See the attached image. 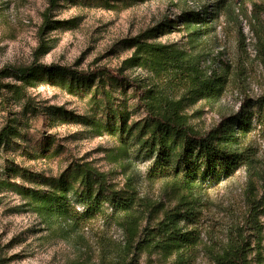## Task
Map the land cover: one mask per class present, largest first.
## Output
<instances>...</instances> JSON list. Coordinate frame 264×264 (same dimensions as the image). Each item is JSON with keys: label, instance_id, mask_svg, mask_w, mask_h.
<instances>
[{"label": "rangeland", "instance_id": "rangeland-1", "mask_svg": "<svg viewBox=\"0 0 264 264\" xmlns=\"http://www.w3.org/2000/svg\"><path fill=\"white\" fill-rule=\"evenodd\" d=\"M186 12L198 13L199 20L182 23ZM152 28L159 31L148 36ZM142 34L148 42L185 50L201 77H225L221 88L186 103L182 113L199 132L229 119L254 159L252 168L241 166L201 189L193 216L180 223L196 237L189 264H212L211 253L226 242L230 227L243 223L248 196L264 202V0H57L53 5L49 0H0V71L34 62L75 71L105 66L180 99L185 85L179 72L168 68L157 75L139 65L143 54L139 64H124L135 50L129 40ZM104 78V84L93 78L89 86L74 79L69 90L72 76L43 75L25 84L0 75V130L17 120L13 125L22 135L0 148V182L6 181L0 185V264H174V253L139 240L144 227H154L163 210L174 208L179 191L168 179L147 177L152 159L139 150L137 130L111 131L120 125V111L130 127L146 113L131 86ZM6 84L22 88V97ZM103 91L110 92L109 98ZM9 163L30 174L3 175ZM82 163L117 190L131 184L141 212L147 203L161 206L148 218H138L139 234L130 252L123 249L125 230L119 223L125 217L111 215L106 203L104 213L79 223H44L26 205L24 191L36 186L35 175L57 176Z\"/></svg>", "mask_w": 264, "mask_h": 264}, {"label": "trees", "instance_id": "trees-1", "mask_svg": "<svg viewBox=\"0 0 264 264\" xmlns=\"http://www.w3.org/2000/svg\"><path fill=\"white\" fill-rule=\"evenodd\" d=\"M56 1L49 0L50 5ZM198 20V13L186 12L181 22L191 24ZM158 31L152 28L147 31V35L152 36ZM144 34L129 40L130 46L135 50L124 64L137 63L143 54L146 58L137 64L149 68L155 74L158 75L168 68L179 72L177 74L180 78L184 77L181 79L185 85V93L180 99H171L156 89L142 86L121 70L115 71L105 66L75 71L68 66L34 62L26 67H4L0 75L13 76L16 81L25 84L43 75L60 77L62 80L72 76V82L67 83L69 90L75 80L89 86L94 81L93 78L104 84V77L110 83L123 81L131 86L146 117L130 127L127 125L126 112L120 111V125L111 131L118 130L123 134H130L134 129L137 130L134 139L139 150L152 159L147 177L152 180L168 179L171 181V188L179 191V199L174 208L163 210L154 227H144L142 240L139 242L163 253H174V264H189L196 237L190 236L191 232L184 230L180 223L193 216L196 194L201 189L215 186L234 174L241 166L252 168L254 159L247 146L242 145L240 132L234 130L233 124L228 122L229 119H222L215 127L199 132L188 123L186 115L182 113L186 103H194L221 88L225 77H201L200 71L189 60L185 50L175 48L172 44L148 42ZM4 87L18 98L22 97V88L16 84H6ZM103 93L109 98V91ZM58 110L60 112V109ZM17 123V120H11L1 128L0 148L6 147L12 138L22 136L13 125ZM105 128L110 130L109 125H105ZM11 165L8 164L3 175H8L11 171L23 172ZM248 173L250 174V170ZM35 176L34 188L25 192L24 188L19 186V190L24 191V195L28 197L26 205L30 206L31 211L35 212L42 222L49 223L55 219L73 223L86 221L96 213H104L106 207L103 205L106 203L111 209V215L118 217L122 214L125 217L124 221L119 223L125 230L123 249L129 252L139 234V231L136 233L138 218H148L161 207L147 203L146 210L141 212L136 207L138 198L131 184H128V189L117 190L106 181L102 173L87 163L71 165V168L57 176ZM3 182H6L5 179H2L0 185ZM248 183L251 187V182ZM247 201L248 209L243 223L230 227L226 242L211 253L212 264H264V202L261 198L251 196H248Z\"/></svg>", "mask_w": 264, "mask_h": 264}]
</instances>
